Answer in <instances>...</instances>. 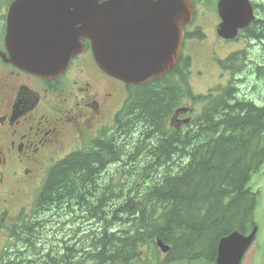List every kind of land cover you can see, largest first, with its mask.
<instances>
[{
    "label": "trees",
    "instance_id": "1",
    "mask_svg": "<svg viewBox=\"0 0 264 264\" xmlns=\"http://www.w3.org/2000/svg\"><path fill=\"white\" fill-rule=\"evenodd\" d=\"M189 58L160 79L128 86L114 126L49 170L33 205L36 217L11 228L9 246L18 248L1 264H133L144 249L159 250L157 239L171 247L165 264H215L224 236L255 228L259 193L249 184L264 165V108L237 99L232 88L216 97L194 94ZM236 63L232 56L224 66L236 71ZM258 72L264 78V68ZM207 100L197 119L177 129L179 108ZM110 166L120 176L114 192L109 182L98 186ZM60 209H78L102 227L82 248L29 255L36 232L50 223L42 216Z\"/></svg>",
    "mask_w": 264,
    "mask_h": 264
},
{
    "label": "water",
    "instance_id": "2",
    "mask_svg": "<svg viewBox=\"0 0 264 264\" xmlns=\"http://www.w3.org/2000/svg\"><path fill=\"white\" fill-rule=\"evenodd\" d=\"M7 15L11 61L40 77L63 73L88 39L95 62L126 85H144L172 71L193 20L191 0H16ZM218 33L233 39L254 19L248 0H222ZM186 112L182 109L177 112ZM258 228L233 232L218 243L216 264H241ZM166 254L170 247L158 240Z\"/></svg>",
    "mask_w": 264,
    "mask_h": 264
},
{
    "label": "flooded vegetation",
    "instance_id": "3",
    "mask_svg": "<svg viewBox=\"0 0 264 264\" xmlns=\"http://www.w3.org/2000/svg\"><path fill=\"white\" fill-rule=\"evenodd\" d=\"M219 1L215 0L211 8L217 19L215 10ZM249 1L254 20L227 43L264 47V0ZM6 4L7 0H0V236L4 242L12 237V227L21 226L24 219L34 217L33 205L27 208L26 203H21L17 213L11 215L12 203L30 192L36 194L37 199L40 184L55 165L53 162L63 161L98 138L102 129L110 125V117L114 120L117 113L115 109L109 117L110 108L122 107L115 104L118 93L124 95L127 90L124 83L106 75L97 66L90 42L83 39V50L58 76L40 77L15 66L5 42L10 3ZM187 28L183 33L185 43L190 39L203 40L196 37L197 29ZM217 37L218 41H225ZM215 54L214 50L211 59ZM242 56H238L239 60ZM218 65L225 69L224 60L219 58ZM231 80L225 81V87ZM238 80H242L241 75ZM251 104L264 108V101ZM181 119L177 120L178 129L181 123L188 124L183 117ZM48 213L53 214V211ZM3 251L0 249V256Z\"/></svg>",
    "mask_w": 264,
    "mask_h": 264
},
{
    "label": "rangeland",
    "instance_id": "4",
    "mask_svg": "<svg viewBox=\"0 0 264 264\" xmlns=\"http://www.w3.org/2000/svg\"><path fill=\"white\" fill-rule=\"evenodd\" d=\"M194 2L196 5L195 19L193 20V24L189 26L187 30H193L197 29V27H201L198 34L201 35L200 33L204 31L203 34L205 35V39L202 40L203 42L197 39H190L187 41L184 46L185 49L183 50L184 53L190 54L193 57L192 78L190 83L193 92L195 94H207L220 87V85L221 87H225V81L232 79L227 87L224 89L219 88L220 95L227 94L228 90L232 88L235 96H237V99L241 101L248 103L254 102L256 104L263 102L264 81L262 80L263 78L260 76L258 69L264 68V47L256 45L249 47L244 44H230L225 41H218L216 27L220 22L218 21L219 16L215 10L218 17L217 19L211 9L212 5L215 4V0H194ZM214 50L216 51V54L213 57L214 59H211ZM239 52L243 54L241 60H239L238 57L241 55ZM232 56L237 57L235 67L237 70H226L227 68H225L222 71L219 69L215 60L219 58L221 60L224 59L227 64V60ZM243 59L244 62H242ZM240 75L242 80H238ZM216 82L220 85H217ZM126 96V91L124 92V95L118 93V98H116L117 101L115 104L120 107V105L125 101ZM207 103L209 106L210 102L208 100L207 102L198 103L197 105H191L188 103L186 107H191L192 109V112L188 114V116L193 118V120L197 119ZM115 109L119 110L120 108H110L109 117L114 113V111H116ZM109 121L112 123L108 127L103 128L101 133L114 126L113 123H115V118L112 120V117H110ZM183 126V124H180V128ZM137 139L138 135L134 136V140L136 141ZM142 156L144 155H141V157ZM54 163L56 162H53V164ZM116 168L117 166H110L105 172L101 173L102 175L98 181L99 188L104 189L106 183L109 182V185H107L109 191L114 192L117 190L115 185H117V181L120 179V176L115 173ZM250 180L249 185L252 191L259 193L258 206L254 216L258 227V233L253 244L254 246L251 247L252 249L249 250L250 252L245 254L246 256L243 264H264V165L261 166L258 173L254 174ZM43 182L40 184V188L43 185ZM35 189L37 191L36 193H38L39 188L37 187ZM107 196L110 197L109 195ZM35 199L36 194L31 192L24 197L16 199L15 202L12 203L11 215H15L17 213V209L21 203H26L27 208H29L34 204ZM117 200L118 199H115V201ZM117 203L121 204L122 199H120ZM110 209V207L107 208V210ZM78 211V209H75L73 215H70L66 213V210L60 209L53 211V214L46 213L42 216L44 220L47 219L50 223L44 229L40 228L39 231L36 232V236L39 240L36 239V247L32 250V252L29 251V255H35L37 257L39 251H51L55 248H57V250H61L67 245H74L78 249L82 248V244H85L87 241L86 236L91 235L94 231L100 230L102 224L99 223L97 218L92 219L86 213H79ZM32 214L36 217L34 212ZM7 223L8 222H6V224ZM112 228L118 229L119 224L115 223L112 225ZM2 239V236H0V249L3 248L5 250L6 248H12L13 251L10 255L0 256V264L1 262L9 263L14 260L15 255L13 253L16 251V248H18V246H8V239H5V242ZM156 249H144L141 262H134L133 264H165L167 255L165 256L158 249ZM194 264L213 263L202 260L195 261Z\"/></svg>",
    "mask_w": 264,
    "mask_h": 264
},
{
    "label": "bare ground",
    "instance_id": "5",
    "mask_svg": "<svg viewBox=\"0 0 264 264\" xmlns=\"http://www.w3.org/2000/svg\"><path fill=\"white\" fill-rule=\"evenodd\" d=\"M106 160H107V159H106ZM156 246L159 248V250H160L161 253H163L165 256L167 255V253L165 254V253L162 251L161 247L158 246V242H156Z\"/></svg>",
    "mask_w": 264,
    "mask_h": 264
}]
</instances>
